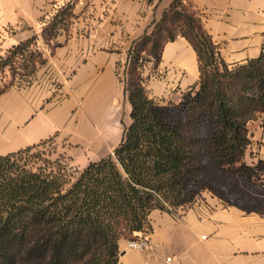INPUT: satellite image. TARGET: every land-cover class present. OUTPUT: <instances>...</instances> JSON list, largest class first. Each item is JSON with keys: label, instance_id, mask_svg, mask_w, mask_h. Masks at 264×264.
<instances>
[{"label": "trees", "instance_id": "trees-1", "mask_svg": "<svg viewBox=\"0 0 264 264\" xmlns=\"http://www.w3.org/2000/svg\"><path fill=\"white\" fill-rule=\"evenodd\" d=\"M72 7L67 2L44 20L42 34L51 47L60 43ZM179 36L197 52L200 82L173 103L151 95L144 68L147 61L156 68L164 44ZM33 40L0 55V72L9 67L32 73L35 62L18 59L29 52L36 61L43 54L30 48ZM126 70L131 123L112 152L90 161L76 177L59 161L31 165L26 156L41 143L0 153V264H117L121 240L145 230L153 209L192 204L204 191L231 203L217 179L226 183L214 173L264 182V159H246L249 122L264 115V47L257 57L230 67L192 5L174 0L129 49Z\"/></svg>", "mask_w": 264, "mask_h": 264}, {"label": "crops", "instance_id": "crops-1", "mask_svg": "<svg viewBox=\"0 0 264 264\" xmlns=\"http://www.w3.org/2000/svg\"><path fill=\"white\" fill-rule=\"evenodd\" d=\"M174 0H0V55L36 36L47 58L29 85L0 93V153L18 151L78 127L90 159L109 154L131 123V103L121 83L128 51L149 34ZM197 11L221 58L229 65L257 57L264 47V0H186ZM70 2L67 29L52 47L44 40V20ZM148 89L153 96L180 101L200 80L199 59L184 37L168 41ZM157 74V75H158ZM154 88V89H153ZM264 117V116H263ZM264 121V120H263ZM264 123V122H262ZM254 124V122H253ZM251 127L246 159H264V128ZM264 185L263 183H259ZM147 230L158 250H137L121 240L117 264H264V210L225 203L204 192L192 204L149 214Z\"/></svg>", "mask_w": 264, "mask_h": 264}, {"label": "rangeland", "instance_id": "rangeland-1", "mask_svg": "<svg viewBox=\"0 0 264 264\" xmlns=\"http://www.w3.org/2000/svg\"><path fill=\"white\" fill-rule=\"evenodd\" d=\"M62 5H60L59 7H61ZM58 9L59 8H57L56 11ZM164 39L165 37H163L161 40L164 41ZM30 48L39 49L37 40H33V43ZM143 54L147 58L148 56L147 53L143 52ZM28 55H29V52L26 53V56L24 58L22 55H20L21 57L18 60L23 62V64H29L30 66L33 64V62H35V70L32 73H26L27 71H25V69H20L19 71L18 70L13 71V70H10L8 67L4 72H0V88H4L5 86L11 87L12 85L25 86V85H29L31 82H33L36 79L35 78L36 72L41 69L43 64L46 62L47 58L44 57V54H42L36 57L35 59L36 61H33L28 58ZM41 57L45 58L46 60L44 62H41ZM27 58L29 60H27ZM148 65H149V62L147 61L145 68H144L145 71H147ZM229 66L232 67L233 65L232 66L229 65ZM126 67H127V63H126V66L119 64V71L123 72L125 70L124 75L122 76H126V79H127L126 83H124L122 81V76H121V83L124 89H126L128 78H129V76L127 75ZM152 71L150 73V76H146L147 79L145 81L147 86L151 82L149 85L150 87H153V83L155 84L157 82L156 78L160 76V74H158L157 71H154V72ZM194 86L197 88L199 86V83ZM150 90L151 89H149V91ZM171 101L173 103L180 102V101H175L172 99ZM80 110L81 109L79 107L76 108L74 110V115L71 117L72 121H76L75 128L73 130L63 133V134L58 133L54 137L41 142L39 146L35 147L26 156L28 161H30L31 165L33 164H36L37 166L45 165L46 164L45 160L59 161L61 164L67 166L66 169H67V172L70 178L76 177L78 175V171L82 170L85 167L86 161L90 159L89 154H91V149L87 147L85 143L87 141V138L85 137L86 134L82 129H80V127H78V122L81 117L79 114ZM174 110H175L176 115H178L181 118L182 115L180 114V112L177 110L176 107H174ZM263 116L264 115L262 114H258L255 119L251 120L250 121L251 127L255 125L256 128L258 127L261 129L264 128V123H262L264 122ZM210 125H212V122H210ZM113 149L114 148L109 149V153L112 152ZM214 175H217V176L219 175L220 178L224 180V183H226L225 185H223V182L217 179L218 186L220 188H224L225 190H228L227 195L230 196L232 200L231 203L236 202L246 207L264 210V185L253 184L251 182H247L245 181L246 179L244 177H240L238 175H235L229 172L219 171V173L216 172L214 173ZM232 188H236L237 190H239L238 195L229 193L231 192ZM204 192L210 193V191H204ZM204 192L202 193V196ZM239 197L241 199H238ZM170 207L173 208L172 206ZM173 209H176V208H173Z\"/></svg>", "mask_w": 264, "mask_h": 264}, {"label": "built area", "instance_id": "built-area-1", "mask_svg": "<svg viewBox=\"0 0 264 264\" xmlns=\"http://www.w3.org/2000/svg\"><path fill=\"white\" fill-rule=\"evenodd\" d=\"M122 81L126 83L127 81L126 76H122ZM133 234L134 237L127 240L128 248L137 249V250H152V251L158 250L159 245L152 241L151 235L148 232L147 228L142 231H135ZM173 259H174L173 256H167L165 258V261L168 264H171L173 262ZM153 264H160V263L156 262Z\"/></svg>", "mask_w": 264, "mask_h": 264}]
</instances>
